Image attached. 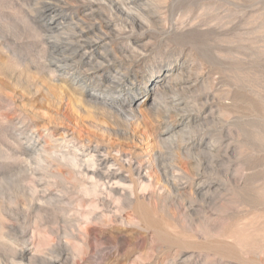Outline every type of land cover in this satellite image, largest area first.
<instances>
[{"label": "rangeland", "instance_id": "rangeland-1", "mask_svg": "<svg viewBox=\"0 0 264 264\" xmlns=\"http://www.w3.org/2000/svg\"><path fill=\"white\" fill-rule=\"evenodd\" d=\"M53 17L102 39L93 64L105 65L84 105L92 96L125 108H72L52 73ZM51 149L124 160L108 172L127 180L110 184L120 193L128 160L149 179L158 158L159 185L131 197L143 217L93 212L98 199L115 204L59 163L44 178L34 154ZM0 264H264V0H0Z\"/></svg>", "mask_w": 264, "mask_h": 264}, {"label": "bare ground", "instance_id": "bare-ground-1", "mask_svg": "<svg viewBox=\"0 0 264 264\" xmlns=\"http://www.w3.org/2000/svg\"><path fill=\"white\" fill-rule=\"evenodd\" d=\"M43 2V1H42ZM49 2V1H46ZM52 4L47 3L45 6V10L46 11H50L53 12V8L51 6ZM122 10V9H120ZM123 12V11H122ZM53 16V15H52ZM46 26L50 29L52 28H58L57 30H60L59 35L57 36L60 40H58V42H53L52 43V49L54 52V57H53V64L55 65V68L52 69V73L54 75V73H58L59 76L58 79L56 81L58 82H62V84L67 87L68 93H69V97H72V101L73 103H78L77 106L72 107L76 110L77 112V107L80 105L81 108L85 103V100H83V95H84V90H85V86L88 84V82H92L94 80V78L97 76L98 74V70L103 68V65L105 61H97L95 64H93V60H95V58L97 57V51L96 48L99 46L100 40L102 41V39H97L96 40H89L87 39V30L83 27L82 24H77V23H66V24H61L59 23L54 17L51 18L50 22H48L46 24ZM105 34V33H104ZM57 38V39H58ZM101 38V37H100ZM107 38V37H106ZM101 60V59H100ZM107 60V59H106ZM109 62V61H108ZM107 63V62H106ZM49 66V65H48ZM51 70V69H50ZM51 76V75H50ZM52 77V78H51ZM51 81L53 80L54 76H51ZM54 82V80H53ZM111 82V81H110ZM113 82V81H112ZM61 84V85H62ZM48 88V87H47ZM64 93V92H63ZM67 94V92H66ZM65 94V95H66ZM71 94V95H70ZM64 95V94H63ZM150 95V94H149ZM148 96V95H147ZM75 97V98H74ZM85 97V96H84ZM151 97V95L149 96V98ZM67 97H65L66 99ZM91 101H86V104L90 105V103H92V100H96L97 102H101L98 104L99 105L103 103L104 107L107 108V110L110 111H116L118 112L119 109L121 108H125V103H121L120 106H115L114 103H110L106 100H102L101 98H97V97H90ZM71 99V98H69ZM67 98V100H69ZM74 99V100H73ZM89 100V99H88ZM102 100V101H101ZM75 101V102H74ZM83 102V103H82ZM83 105H81V104ZM85 104V105H86ZM60 105V104H59ZM74 105V104H73ZM84 105V106H85ZM97 105V104H95ZM100 105V107H101ZM102 105V107H103ZM69 106V105H68ZM83 106V107H84ZM91 106V105H90ZM90 110L92 109L91 106ZM130 106V104H129ZM88 106H86L85 108H87ZM95 107V106H94ZM103 107V108H104ZM63 108V107H62ZM80 108V107H79ZM84 108V109H85ZM89 108L86 110L87 112L89 111ZM96 108V107H95ZM101 109V108H100ZM81 110V109H79ZM105 110V109H104ZM73 111V110H72ZM85 110H83L84 112ZM79 112V111H78ZM123 112V111H122ZM126 112V111H125ZM129 112V109H128ZM131 112V111H130ZM159 112V111H158ZM110 113V112H109ZM113 113V112H111ZM115 113V112H114ZM132 113V112H131ZM134 113V112H133ZM89 114V113H88ZM116 114V113H115ZM119 114V113H118ZM121 114V112H120ZM119 114V115H120ZM124 114V113H123ZM126 114V113H125ZM44 115V114H43ZM81 115V114H79ZM133 115V114H132ZM46 116V115H44ZM66 116V115H65ZM113 116V114H112ZM118 116V115H116ZM137 115H135L136 118ZM43 117V116H42ZM81 117V116H80ZM120 117V116H119ZM40 118V117H38ZM52 118V117H49ZM48 118V119H49ZM113 118V117H112ZM138 118V117H137ZM136 118V119H137ZM47 119V120H48ZM139 119V120H138ZM137 122L139 123L140 118H138ZM52 120V119H51ZM51 120H48V123L51 122ZM50 121V122H49ZM47 122V121H46ZM97 122V121H96ZM77 123V122H76ZM79 124V121H78ZM96 123L93 122L94 128H95ZM100 125V124H99ZM98 126V123H97ZM100 127V126H99ZM92 128V127H91ZM93 128V129H94ZM102 128V127H101ZM105 128V127H104ZM99 129V128H98ZM97 129V130H98ZM68 130V129H67ZM80 130V129H79ZM96 130V129H95ZM66 131V130H65ZM78 131V130H77ZM102 131V130H101ZM107 131V130H106ZM105 131V133H106ZM81 135L82 132L78 131ZM104 132V131H103ZM108 132V131H107ZM127 132V131H126ZM72 135L71 136H79V133H75L74 131H72ZM66 135L69 134V131H66L65 133ZM126 134V133H125ZM55 135V134H54ZM64 135V134H63ZM110 135V134H109ZM52 136V135H51ZM84 136V135H83ZM170 136V135H169ZM57 138H59L60 136H56ZM82 137V136H81ZM80 137V138H81ZM88 137V136H87ZM75 138V137H74ZM79 138V139H80ZM91 137H89V141L92 142L93 139L90 140ZM69 139V138H68ZM82 139V138H81ZM87 140V138H84ZM83 139V140H84ZM61 141H65V137H61V139H59ZM75 140V139H74ZM57 141V140H56ZM77 141V140H76ZM85 141V140H84ZM110 140H108L109 142ZM55 142V141H54ZM58 142V141H57ZM60 142V141H59ZM56 143V142H55ZM72 143V142H71ZM85 142L82 143V145ZM87 143V142H86ZM111 143V142H110ZM113 143V142H112ZM111 143V144H112ZM58 144V143H56ZM69 144V143H68ZM91 143H88V145ZM109 144V143H108ZM109 144V145H111ZM114 144V143H113ZM112 144V145H113ZM115 145V144H114ZM85 146V145H84ZM54 147V146H53ZM112 147V146H111ZM114 147V146H113ZM32 150H35L36 146L35 144L33 146H31ZM83 148V147H82ZM108 148V147H107ZM110 148V147H109ZM38 149V148H37ZM56 149V146H55ZM60 149V148H59ZM93 149V148H92ZM112 149V148H111ZM52 150V152H51ZM49 152H47L46 150L43 151L42 153H46L45 156H47V158H42L41 155H35V158L33 159L34 161V165L36 164V167L38 168L37 172L40 170V173H45V175L43 176L44 178H50L52 177L51 175H53L54 173L50 174L51 172L49 171V169H52V164L50 162H55V163H59V167H63L62 169L64 170L65 168L70 169V172L72 175L75 176V178H72V180H76L77 182H79V184H77V186L79 185L80 188H82V190L84 189L83 187L86 186V182L85 180H82L81 178H88V179H92L95 180V184H93L92 186H90L88 189L87 187H85V192L87 191L88 193H90L91 195H93L96 198L100 197V194L102 195L103 192H106L107 197H110L111 200L115 205H113L111 202L106 201V199H98L97 201L102 202V206L97 205L100 204L99 202L97 203L94 202L95 204H93V212H96L98 209L102 208L104 213H110V218H111V222H118V220L120 221L121 218V222L124 223V219L122 218V214L123 213H127V215L129 216L131 213L128 212L127 210L135 213L138 217H143V215L145 214L143 209H139L135 202L132 200V196H136V191L140 188V190H147L148 188L150 189V187L158 186L159 182L158 180L155 178L156 176H154L155 171L153 170L154 168V164H158L157 162H159V159L156 157H149L148 160V169L149 172H147L149 179H146L147 176H143V172L144 167L141 166L140 164H137L136 162L134 163L132 160H128L127 163V169L129 171V180H130V186L129 189H122L123 193H120L119 191H117L116 189H114V187H110V184L112 185V181L114 180L113 184H117V185H123L125 187V184L127 183V180L123 177V176H117L116 173H108L111 169V166H115L113 163H116V161L121 163V167H125L124 166V160L122 161V159H113V163L111 162V154L107 153L102 155L100 153V151L98 152L97 150L94 151V153L91 155L92 157H90L91 160L87 161V160H82L81 158H79V155L76 152H62L60 154L56 153L57 157H53L55 154L53 152V149H51ZM57 150V149H56ZM61 150V149H60ZM55 151V150H54ZM59 151V150H57ZM55 151V152H57ZM108 151V149L106 150ZM39 152V150H36V153ZM60 152V151H59ZM117 152V151H116ZM120 152V151H119ZM35 153V152H34ZM39 154V153H37ZM122 154V153H121ZM161 157V156H160ZM113 158V157H112ZM122 158V157H121ZM130 158V157H129ZM128 158V159H129ZM62 161L66 162V165L64 163H62ZM118 163H116L117 166ZM123 164V166H122ZM50 166L52 168H50ZM119 166V165H118ZM119 166V167H120ZM157 167V166H156ZM168 168V167H167ZM166 168V169H167ZM77 169V170H74ZM147 169V168H146ZM61 169L58 170V172ZM163 170V168H162ZM175 170V169H173ZM32 171V170H31ZM62 171V170H61ZM68 171V170H67ZM167 170H165V183L164 184H169L172 188H176L178 186V178L173 177V181L170 182L169 178H168V173L166 172ZM36 172V173H37ZM169 172V171H168ZM175 172V171H174ZM170 173V172H169ZM66 174V173H65ZM29 175V174H28ZM32 175V174H31ZM34 175V173H33ZM43 174H40V176ZM57 175V174H56ZM172 175L174 176V174L172 173ZM36 176V175H34ZM42 177V176H41ZM42 177V178H43ZM61 177V176H60ZM136 177V178H135ZM195 177V176H194ZM54 178V176H53ZM58 177L56 176L55 179H57ZM62 178V177H61ZM45 179V180H46ZM52 179V178H51ZM169 179V180H168ZM48 180V179H47ZM60 180V179H59ZM115 180H117L115 182ZM42 181V180H41ZM61 181V180H60ZM70 181V180H69ZM193 179L190 178L189 184L190 186L192 185ZM36 182V181H35ZM61 183V182H59ZM70 183V182H69ZM71 184V183H70ZM158 184V185H157ZM194 184V183H193ZM180 185V183H179ZM46 186V185H45ZM51 186V184H50ZM195 186V185H194ZM37 189V186H34ZM36 189L34 188V192H36ZM79 189V188H78ZM154 189V188H153ZM81 191V190H80ZM33 192V193H34ZM38 192V191H37ZM36 192V193H37ZM102 192V193H101ZM45 194V193H44ZM105 194V193H104ZM33 195V194H32ZM88 195V194H87ZM34 198V197H33ZM40 199L43 201V204L45 206H42L44 208V211H48L50 209H48L51 205V197L49 195H44L42 198L40 197ZM40 200V201H41ZM33 201V200H32ZM41 201V202H42ZM115 202H118V204H116ZM97 203V204H96ZM32 204L33 202H31L30 208L32 209ZM92 206V205H91ZM42 208V209H43ZM101 209V210H102ZM43 211V210H42ZM49 212V211H48ZM91 214V212H89ZM48 214V213H47ZM93 214V213H92ZM100 215V214H99ZM87 219H89L88 221H92V222H97L100 221L102 219V217L98 216L96 213L95 215L93 214V217H88V216H84ZM127 218V217H126ZM80 224V223H79ZM78 224V225H79ZM81 226V225H80ZM79 226V227H80ZM75 229V228H74ZM80 230V229H79ZM83 230V229H82ZM80 230V231H82ZM74 231V230H73ZM34 232V231H32ZM36 233V231L34 232V234ZM81 233V232H80ZM37 235V233H36ZM68 236V235H66ZM81 236V235H80ZM36 237V236H35ZM68 238V237H67ZM34 239V236H33ZM25 252V251H23ZM22 252V254H23ZM23 257V256H22ZM67 258V257H66ZM58 261V260H57Z\"/></svg>", "mask_w": 264, "mask_h": 264}]
</instances>
